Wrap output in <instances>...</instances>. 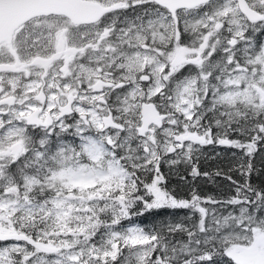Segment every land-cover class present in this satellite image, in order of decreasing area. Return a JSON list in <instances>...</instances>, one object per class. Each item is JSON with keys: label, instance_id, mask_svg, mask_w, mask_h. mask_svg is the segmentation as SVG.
<instances>
[{"label": "snow or ice", "instance_id": "6c2138e0", "mask_svg": "<svg viewBox=\"0 0 264 264\" xmlns=\"http://www.w3.org/2000/svg\"><path fill=\"white\" fill-rule=\"evenodd\" d=\"M0 264H264V0H0Z\"/></svg>", "mask_w": 264, "mask_h": 264}, {"label": "trees", "instance_id": "16d2710c", "mask_svg": "<svg viewBox=\"0 0 264 264\" xmlns=\"http://www.w3.org/2000/svg\"><path fill=\"white\" fill-rule=\"evenodd\" d=\"M221 152H224V155L218 157L216 160H211V159H201V168L204 170H214L215 167L217 166H222V167H227V161L230 159V156L223 151V149H220ZM167 171V169H165ZM183 172V170H181ZM223 183V182H221ZM170 185L172 187H177L178 191H181L183 194V191H185V186L179 181L177 176H171L170 177ZM200 190L203 191L206 194H211V193H217L219 191H222L224 189L218 188L216 185H213L211 183H204L203 179L200 182ZM138 221L143 222L145 220L144 217H139L137 218ZM150 222V220H149Z\"/></svg>", "mask_w": 264, "mask_h": 264}, {"label": "rangeland", "instance_id": "374dc122", "mask_svg": "<svg viewBox=\"0 0 264 264\" xmlns=\"http://www.w3.org/2000/svg\"><path fill=\"white\" fill-rule=\"evenodd\" d=\"M211 146H209V149H206V154L210 153ZM217 151H220V149H217ZM225 153L228 154L229 150H223ZM166 169V168H165ZM181 170H183V167L181 166Z\"/></svg>", "mask_w": 264, "mask_h": 264}]
</instances>
